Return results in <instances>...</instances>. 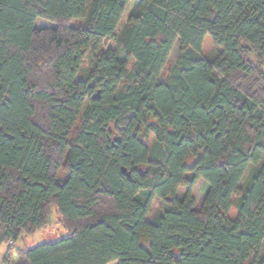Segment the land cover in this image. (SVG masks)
Wrapping results in <instances>:
<instances>
[{"label":"trees","instance_id":"trees-1","mask_svg":"<svg viewBox=\"0 0 264 264\" xmlns=\"http://www.w3.org/2000/svg\"><path fill=\"white\" fill-rule=\"evenodd\" d=\"M52 204L68 236L17 249ZM3 245L4 264H264V0H0Z\"/></svg>","mask_w":264,"mask_h":264},{"label":"rangeland","instance_id":"rangeland-1","mask_svg":"<svg viewBox=\"0 0 264 264\" xmlns=\"http://www.w3.org/2000/svg\"><path fill=\"white\" fill-rule=\"evenodd\" d=\"M131 7H132V2L128 5V8L124 14L121 25H123L124 22L126 21L129 11L131 10ZM178 54H179V45L176 42L172 48L167 64L160 75V78L162 80L165 79L170 68L175 64ZM91 63H92V57L88 54L80 68V73H79L80 76H83L88 71L89 67L91 66ZM151 138L153 140V137ZM259 166L260 164H258L255 167L250 165L247 168V171L241 182V187L244 186V183L247 180L251 171L255 168H259ZM204 189H205L204 181L200 180L193 190V196L197 202L201 201L202 195L204 193ZM235 200H236V197L234 198V201ZM162 207H163V202L160 199L156 198L152 205V209L149 215V220H152ZM50 217L51 218L48 221V223L42 229L38 230L34 235H31V236L22 235V237L15 243V247L21 250H28L37 245H40L43 243L55 242L57 240L67 237L68 231L63 226L61 222V217L57 211V207L54 204L50 206ZM7 248H8V245H3L1 247L0 253L2 250L4 249L6 250ZM15 256H16V253L13 252L12 258H15ZM111 264H116V263H111Z\"/></svg>","mask_w":264,"mask_h":264},{"label":"crops","instance_id":"crops-1","mask_svg":"<svg viewBox=\"0 0 264 264\" xmlns=\"http://www.w3.org/2000/svg\"><path fill=\"white\" fill-rule=\"evenodd\" d=\"M2 247V246H1ZM1 247H0V250H1ZM7 249L5 250H2L1 253H0V263H1V260L2 258L4 257L5 253H6Z\"/></svg>","mask_w":264,"mask_h":264},{"label":"built area","instance_id":"built-area-1","mask_svg":"<svg viewBox=\"0 0 264 264\" xmlns=\"http://www.w3.org/2000/svg\"><path fill=\"white\" fill-rule=\"evenodd\" d=\"M10 244H12V243L10 242ZM0 264H4V263H0Z\"/></svg>","mask_w":264,"mask_h":264}]
</instances>
